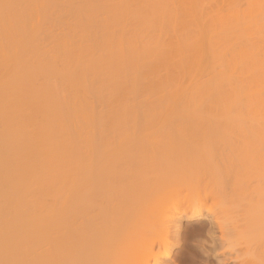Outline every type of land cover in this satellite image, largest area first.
Wrapping results in <instances>:
<instances>
[{"label":"bare ground","instance_id":"obj_1","mask_svg":"<svg viewBox=\"0 0 264 264\" xmlns=\"http://www.w3.org/2000/svg\"><path fill=\"white\" fill-rule=\"evenodd\" d=\"M110 159H264V0H0V264L76 257Z\"/></svg>","mask_w":264,"mask_h":264},{"label":"rangeland","instance_id":"obj_2","mask_svg":"<svg viewBox=\"0 0 264 264\" xmlns=\"http://www.w3.org/2000/svg\"><path fill=\"white\" fill-rule=\"evenodd\" d=\"M137 160L124 170L110 159L108 180L90 196L91 209L83 201L80 204L79 212L93 217L87 225H79L78 254L64 258L63 264H217V259H227L230 264H264V159ZM176 168L184 170L182 180L189 178L190 170L196 171V181L191 175L193 182L188 180L193 184L188 185L174 176L179 185L171 188L170 179H154V171L170 173ZM153 181H160L162 187L168 183L167 188H158ZM98 199L101 204L97 205L106 208L108 218L123 219L119 223L115 218L119 224L113 221L109 225L112 220L103 215L112 230L108 247L102 236L108 237L109 231L104 235L102 230L99 238L97 221L92 225ZM98 211L96 220L103 214ZM192 212L197 216L186 221ZM166 251L168 256L156 261ZM33 258L35 262L41 259Z\"/></svg>","mask_w":264,"mask_h":264}]
</instances>
